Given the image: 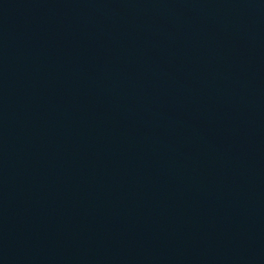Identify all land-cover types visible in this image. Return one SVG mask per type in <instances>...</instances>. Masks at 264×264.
Returning <instances> with one entry per match:
<instances>
[{
	"label": "water",
	"instance_id": "95a60500",
	"mask_svg": "<svg viewBox=\"0 0 264 264\" xmlns=\"http://www.w3.org/2000/svg\"><path fill=\"white\" fill-rule=\"evenodd\" d=\"M0 264H264V0H0Z\"/></svg>",
	"mask_w": 264,
	"mask_h": 264
}]
</instances>
